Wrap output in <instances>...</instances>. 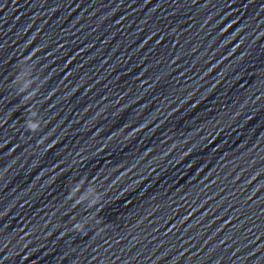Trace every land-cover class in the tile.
Wrapping results in <instances>:
<instances>
[{
	"label": "clouds",
	"instance_id": "clouds-1",
	"mask_svg": "<svg viewBox=\"0 0 264 264\" xmlns=\"http://www.w3.org/2000/svg\"><path fill=\"white\" fill-rule=\"evenodd\" d=\"M30 59V58H29ZM36 94V92L35 91H32L31 93H29V95L25 98L26 100H30L31 98H32V96H34ZM34 112H36L35 110H32L31 111V113H30V116L34 113ZM25 126H26V128L29 130V131H31V132H36V131H38L39 129H40V127H41V124H40V121H33V120H30V119H27L26 121H25ZM81 184H82V182H81ZM81 184H77L73 189H72V191H71V195L69 196V199H72V198H74L75 196L73 195V190H75V192H79L80 191V188H81ZM89 188H91L92 189V191H93V193H94V196H93V198L91 199V200H89L88 202V206L89 207H92L93 205H95V204H97L98 202H99V200H100V195H99V193H97V191H96V189L94 188V187H92V186H89L88 188H87V190L89 189ZM85 200L84 199H82V198H79L78 200H77V203L79 204V203H83ZM94 217H89L88 219L90 220V219H93ZM87 223V221H85L84 223H77V224H75V230H78V231H83L84 230V228H85V224Z\"/></svg>",
	"mask_w": 264,
	"mask_h": 264
}]
</instances>
